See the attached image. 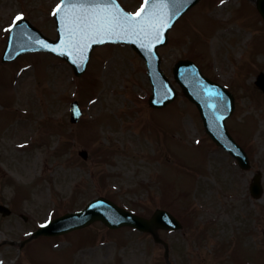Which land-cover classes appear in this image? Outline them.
<instances>
[{"label": "rangeland", "instance_id": "374dc122", "mask_svg": "<svg viewBox=\"0 0 264 264\" xmlns=\"http://www.w3.org/2000/svg\"><path fill=\"white\" fill-rule=\"evenodd\" d=\"M141 1L119 0L131 12ZM219 1L201 0L178 22L161 50L163 67L191 49L202 70L230 89L235 113L227 125L248 153L251 170H240L206 138L196 108L184 97L152 110L144 63L128 47L96 49L81 78L40 53L0 61V204L11 211L0 215L5 262L165 264L162 246L149 235L101 224L35 240L20 255L8 245L99 195L142 216L166 209L180 218V231L160 232L173 264H264V193L255 200L248 191L256 171L264 191V94L254 84L264 74V25L253 2L239 7L237 0L226 1L220 8ZM58 2L0 0V55L17 16L54 38ZM73 100L83 111L75 125L69 123ZM189 223L201 232L192 234Z\"/></svg>", "mask_w": 264, "mask_h": 264}, {"label": "water", "instance_id": "95a60500", "mask_svg": "<svg viewBox=\"0 0 264 264\" xmlns=\"http://www.w3.org/2000/svg\"><path fill=\"white\" fill-rule=\"evenodd\" d=\"M194 2L196 0H147L139 15L132 16L125 13L115 0H62L60 9L55 14L59 38L51 41L43 37L27 21L20 20L10 31L3 61L14 59L22 53L37 48L51 52L69 62L76 75H80L95 46L105 42H125L146 59L148 75L154 85L153 80H159L156 75L158 73L155 72L158 67L155 49L166 43L167 31ZM257 6L264 17V0H257ZM125 16L134 18V30L124 21ZM80 65L83 67L80 68ZM174 72L176 76L181 74V70L177 72L175 69ZM183 74L186 73L182 72ZM182 79L191 89L190 91L184 87L187 95L192 96L190 99L197 104L207 133L217 145L233 155L242 168H248L245 153L225 130L223 115L227 109V102L223 94L205 81L198 83L192 78L187 79L186 75L182 76ZM259 80L257 85L264 92V78L261 76ZM168 88L170 89L169 86ZM154 89L155 95L152 99L161 100L160 96H157L155 86ZM161 92L164 93L166 90ZM76 120L75 117L73 121ZM250 192L256 199L261 197L262 187L259 175L254 176ZM1 210L4 211L5 208L0 207ZM164 216L163 212L156 211L151 219H143L99 198L91 201L82 211L66 215L49 226L40 228L36 235H56L100 221L110 228L138 227L142 231L151 233L155 241H159L156 230L164 226L162 223Z\"/></svg>", "mask_w": 264, "mask_h": 264}, {"label": "snow or ice", "instance_id": "6c2138e0", "mask_svg": "<svg viewBox=\"0 0 264 264\" xmlns=\"http://www.w3.org/2000/svg\"><path fill=\"white\" fill-rule=\"evenodd\" d=\"M221 2H223V0H221ZM59 9H60V6L58 5L57 6V9L56 10H54V15L59 11ZM136 15H139V13H137ZM20 20V17L19 16H17L16 18H15V21H19ZM124 21L127 23V25L129 26V27H131L133 30H134V18H131V17H127V16H125L124 17ZM117 24H118V26H119V21H117ZM77 114H78V112H77Z\"/></svg>", "mask_w": 264, "mask_h": 264}]
</instances>
